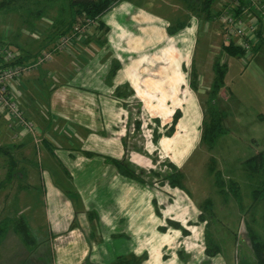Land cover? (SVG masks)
Masks as SVG:
<instances>
[{
	"label": "crops",
	"instance_id": "crops-1",
	"mask_svg": "<svg viewBox=\"0 0 264 264\" xmlns=\"http://www.w3.org/2000/svg\"><path fill=\"white\" fill-rule=\"evenodd\" d=\"M194 1L185 0L187 11ZM46 2L56 14L43 20H51L55 28V23L64 20L66 24L73 17L66 0ZM100 22L103 29L82 38L77 46L56 55L13 87L35 133L12 129L8 117L0 115V146L10 152L17 173L7 188H0V218L15 214L24 218L35 240L28 247L10 229L0 243V264H115L120 258L139 256L138 233L150 237L154 230L152 199L138 192L140 184L122 176L113 163L126 160L128 147L121 134L126 130H116L114 125L126 115L131 118L134 102L156 121L172 119L181 111L172 137L161 134L153 142L169 154L171 164L181 173L202 144V132L197 145L184 138L187 133L194 135V119L203 113L200 108L197 112L193 102L181 107L185 99L180 93L189 76L186 69L192 65L185 57L195 49L197 22L165 20L141 0L119 1ZM174 26L177 31L170 35ZM263 26L264 20L260 28L264 32ZM56 41L53 38L49 48ZM35 53L17 54L22 58L39 52ZM116 64L119 67L110 77ZM183 121L188 125L183 126ZM8 157L0 155V182L12 167ZM36 162L40 171L34 167ZM126 163L134 171L144 168L141 160ZM151 248L142 264H187L180 257L171 262L154 259ZM202 259L195 264L227 263L223 257ZM247 260L241 264H249Z\"/></svg>",
	"mask_w": 264,
	"mask_h": 264
},
{
	"label": "rangeland",
	"instance_id": "rangeland-1",
	"mask_svg": "<svg viewBox=\"0 0 264 264\" xmlns=\"http://www.w3.org/2000/svg\"><path fill=\"white\" fill-rule=\"evenodd\" d=\"M46 1L0 0V48L29 54L50 50V41L58 30L51 25V20H43L45 16L49 17L48 14H56ZM66 1L68 4L71 2ZM141 1L147 9L165 20L197 22L195 49L189 58L185 57L186 62L192 65L186 69L190 71L189 76L185 88L180 91L185 104L178 105L185 108L193 102L197 112L199 108L202 110V118L198 115L194 119L196 125L191 130L194 135L187 133L188 137H184L185 140L189 138L193 145H197L205 112L212 99L214 65L219 62L227 66V74L224 88L218 92L216 100L217 108L225 114V131L212 148L200 144L192 152L182 173L184 192L172 188L166 181L172 174L169 167L171 159L168 153H162L159 146L153 143L156 133L166 135L170 132L173 118L156 121L134 102L130 109L131 118L127 119L126 115L125 120L114 125L116 130H126L121 133L126 147L128 145L125 159L142 161L140 167H144L143 170L137 169L135 172L145 183H139L141 190L138 189V192L142 191L152 199L150 222L154 230L150 237L147 236L149 233H138V258L144 260L153 246L154 259L163 258L171 262L180 257L187 264H195L201 262L203 257L209 258L205 247L210 242V245L221 248V255L215 257L227 258L222 262L231 264L235 258L236 264H241L247 258L246 262L254 264L256 261L248 231L251 230L264 241V200L254 201L253 198L254 191L264 186V176L250 174L244 163L264 152V46L257 52L237 57L224 51L223 43L229 40L226 28L219 21V13L228 8L227 5L233 9V0H214L209 12L204 11L200 0L190 2L188 11L185 0ZM81 20L78 19L77 24ZM95 31L94 28L90 29L89 35ZM231 42L239 46L238 38ZM85 56L88 57V54ZM189 79L196 84V93L193 87L189 88ZM194 98L198 99V105ZM185 124L188 125V121H183V126ZM182 129L186 131L187 127ZM76 130L78 132L79 129ZM39 166L37 162L34 165L38 171ZM218 173L221 174L224 193L218 186ZM232 184L238 185L239 193L232 192ZM206 204L210 208L205 209ZM202 214L204 220L200 218ZM174 223L179 227H175Z\"/></svg>",
	"mask_w": 264,
	"mask_h": 264
},
{
	"label": "trees",
	"instance_id": "trees-1",
	"mask_svg": "<svg viewBox=\"0 0 264 264\" xmlns=\"http://www.w3.org/2000/svg\"><path fill=\"white\" fill-rule=\"evenodd\" d=\"M121 0H71L69 7L73 11V17L70 19L68 23L58 22V25L55 29L58 30V32L55 34L54 39L65 35L73 30V28L77 25L78 19H91L98 21V29H103V23L100 22L102 16L109 11L114 5H116ZM204 6V11L209 12L210 7L213 4L214 0H200ZM240 13V12H239ZM79 23V22H78ZM177 31V27H170L169 33L170 35H174ZM260 38L262 39V42L260 43V46L254 48V51L257 52L262 46L264 45V38H263V32H259L258 34ZM223 49L226 53H228L231 56L237 57L246 54V50L243 48L237 46L233 42H224L223 43ZM32 55H27L26 57L18 58L17 62L18 64H23L25 61H28L32 59ZM35 57V56H34ZM33 57V58H34ZM118 65H114L110 77L114 76ZM214 83H213V91L210 94L211 101L210 106L208 107V111L205 112V118L202 128V144L205 145L208 148H212L219 137L224 133L225 129L223 126L225 114H223L216 106V100L218 97V92L223 90L224 88V81L227 74V66H224L220 64L219 62L214 65ZM197 81V76L195 77L194 83ZM191 82V86L193 87V90L195 91V85ZM206 113L208 115L206 116ZM182 117L181 111H177L173 117V122L170 128V132L166 134L167 137H172V135L175 132L176 126L179 122V120ZM161 138V134L156 133L154 137V142L157 143L159 139ZM0 155H8L9 159L11 160L10 166H12L7 173L6 177L3 181L0 182V188H7L8 184L14 178L16 177V164L12 163V156H10V152L3 147L0 146ZM114 165L119 170L120 174L127 179H130L131 181H135L138 183H145L144 180L136 174V172L130 168L126 160L123 161H117L113 160ZM245 169L247 172H249L252 175H263L264 176V152H260L254 157L247 160L245 163ZM169 167L172 170V174L166 178V181L169 183V185L172 188H178L183 189L182 180H183V174L180 170H178L174 165L169 164ZM217 182L219 188H224V184L221 181V174H217ZM21 188H25L28 186H20ZM232 192H235L236 194L239 193V187L237 184H232ZM224 193V192H223ZM254 201L264 200V186L260 189H257L253 193ZM208 203V202H207ZM210 204V203H208ZM206 204V208H210ZM208 206V207H207ZM201 220H204L203 214L201 215ZM175 227H179L177 223H174ZM10 229H13L14 232L20 236L21 240L24 242V244L28 247L35 245V240L24 220V218L18 216L15 214L12 216V218H0V243L4 239V237L7 235L8 231ZM249 240L251 243V249L254 253V256L256 258L257 264H264V241L255 235L251 230L248 231ZM221 251V248L217 245L211 244L210 242L208 245H206V253L208 257H215L217 256ZM143 260L142 258L138 257H132V258H120L117 261V264H142Z\"/></svg>",
	"mask_w": 264,
	"mask_h": 264
},
{
	"label": "built area",
	"instance_id": "built-area-1",
	"mask_svg": "<svg viewBox=\"0 0 264 264\" xmlns=\"http://www.w3.org/2000/svg\"><path fill=\"white\" fill-rule=\"evenodd\" d=\"M232 6L233 9L227 5L228 8L225 7L219 13V21L226 28L229 41L238 38L241 41L239 47L246 53L253 52L260 44L258 34L263 32L259 27L264 20V0H233ZM93 28L98 29V21L87 18L81 20L71 32L60 36L50 50L40 51L31 61L23 64L16 63L19 58L16 52L10 48H0V115L8 117L12 129L24 128L35 133L34 125L26 119L14 96L13 87L17 82L50 63L56 54L68 52L82 38L91 36L89 32Z\"/></svg>",
	"mask_w": 264,
	"mask_h": 264
}]
</instances>
